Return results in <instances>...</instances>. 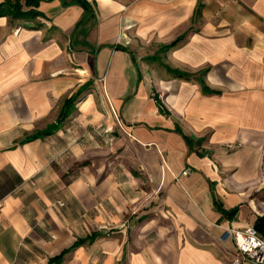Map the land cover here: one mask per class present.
<instances>
[{
	"label": "crops",
	"instance_id": "1",
	"mask_svg": "<svg viewBox=\"0 0 264 264\" xmlns=\"http://www.w3.org/2000/svg\"><path fill=\"white\" fill-rule=\"evenodd\" d=\"M67 1L0 17V264L79 238L52 264H235L264 217V0Z\"/></svg>",
	"mask_w": 264,
	"mask_h": 264
},
{
	"label": "trees",
	"instance_id": "2",
	"mask_svg": "<svg viewBox=\"0 0 264 264\" xmlns=\"http://www.w3.org/2000/svg\"><path fill=\"white\" fill-rule=\"evenodd\" d=\"M39 3H40V0H4L3 2L0 3V17L1 16H12L16 18H32L34 16L41 15V12L37 10ZM65 3L66 4L78 3L85 8V12L87 13L91 10L90 4L87 0H69ZM79 25H80V22L78 23L77 28ZM179 40L180 39H176L174 42H172L167 47H174L179 42ZM117 48L126 50L123 46H117ZM168 70L171 71L178 78L190 79L193 76L190 73H186V72L173 69V68H168ZM204 74H206V71L200 73L201 76H203ZM199 79L201 80L204 92L211 93L212 91L206 86V84L204 83V80L202 78H199ZM77 98H78V95H73L71 98H69L68 104L73 103ZM70 111H71V108H67L63 110V113L61 115V118L59 119V122L63 121V119L67 117ZM59 122L58 124L52 126V130L56 129L60 125ZM34 137H37V135H35ZM218 207L222 211H224V213L228 212V211L226 212V210H224L221 206H218ZM253 226L264 237V217H258V219L256 220V223ZM85 241H86V238H79L71 247L63 250L61 254L50 259L48 264L60 263L68 252L80 246Z\"/></svg>",
	"mask_w": 264,
	"mask_h": 264
},
{
	"label": "built area",
	"instance_id": "3",
	"mask_svg": "<svg viewBox=\"0 0 264 264\" xmlns=\"http://www.w3.org/2000/svg\"><path fill=\"white\" fill-rule=\"evenodd\" d=\"M113 111L116 114V111ZM118 125L121 128L124 127L120 119H118ZM99 134H104V131H99ZM59 205L62 206L63 203ZM98 229L106 235L111 233V228L107 225H100ZM234 233L239 253V258L235 264H264V237L257 229L251 225L243 231H235Z\"/></svg>",
	"mask_w": 264,
	"mask_h": 264
}]
</instances>
